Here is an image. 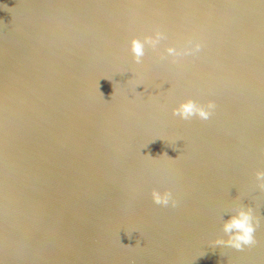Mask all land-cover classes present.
Masks as SVG:
<instances>
[{
    "label": "water",
    "instance_id": "water-1",
    "mask_svg": "<svg viewBox=\"0 0 264 264\" xmlns=\"http://www.w3.org/2000/svg\"><path fill=\"white\" fill-rule=\"evenodd\" d=\"M258 169L264 0H0V264H264ZM237 205L255 242L213 246Z\"/></svg>",
    "mask_w": 264,
    "mask_h": 264
},
{
    "label": "clouds",
    "instance_id": "clouds-1",
    "mask_svg": "<svg viewBox=\"0 0 264 264\" xmlns=\"http://www.w3.org/2000/svg\"><path fill=\"white\" fill-rule=\"evenodd\" d=\"M164 38L165 34L160 31H156L154 35L145 36L143 40L134 37L131 41V51L136 63L139 64L142 62V58L145 55L146 45L156 48ZM189 43L192 45V41ZM201 47L202 44L196 42L191 47L186 48L183 52L178 51L172 46L168 47L166 52L167 56L175 59L184 54L199 52ZM139 85L141 84H138L137 86ZM215 109L216 103L213 100H209L206 104H199L195 100L187 99L181 101L172 111L173 115L184 120H189L194 117H198L201 120H208L214 113ZM255 175L259 186L264 187V169H258ZM151 197L153 202L157 205L168 206L171 204L172 206H175L177 204V200L171 190L161 191L154 188L151 192ZM258 224L259 219L254 216L251 207L237 205L229 218L223 220V235L218 236L212 244L213 246L227 245L235 249H243L245 246L252 245L255 242L254 234Z\"/></svg>",
    "mask_w": 264,
    "mask_h": 264
}]
</instances>
